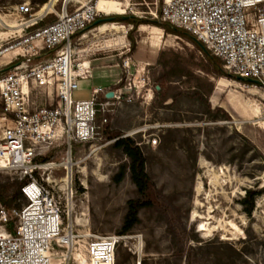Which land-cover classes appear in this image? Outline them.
Returning <instances> with one entry per match:
<instances>
[{
	"label": "rangeland",
	"instance_id": "1",
	"mask_svg": "<svg viewBox=\"0 0 264 264\" xmlns=\"http://www.w3.org/2000/svg\"><path fill=\"white\" fill-rule=\"evenodd\" d=\"M45 1L42 4L39 0H0L2 24L16 28L7 29L13 36H22L19 24L24 19L15 7L26 3L32 14L50 9L52 15L39 24L43 25L62 5V0ZM163 1L104 0L110 13H101L98 20L112 18L104 24L116 28L110 27L99 35L91 33L96 27L92 26L85 32L87 38L82 46H78L77 35L71 37L77 51L83 49L76 55L80 62L107 58L99 64H118L120 83L113 90L120 88L123 100L113 107V113L106 114L102 141L73 145L70 157L62 141H55L42 160L67 169L66 176L63 169L54 175L52 186L61 196L74 230L82 235L76 245L80 251L87 235L120 234L127 201L138 197L127 170L119 183L113 180L127 159L121 150L113 147L111 136L132 135L130 138L141 144L147 158L145 168L152 184L162 200L173 208L177 226L185 228L189 235L187 246L194 249L193 264H264V92L234 78H224L226 81L221 84L226 88L215 90L219 77L202 70L208 60L187 36L166 33L150 24L133 29L118 21V18L134 17L162 23L159 15ZM128 32L134 49L127 38ZM20 53L12 52L5 60ZM120 53L121 57H116ZM124 57L131 60L128 74L121 68ZM161 64L168 67L164 69ZM174 67L190 75L171 78L169 96L177 98V103L161 108L154 99L155 89L159 87V78ZM100 71L101 68L95 69L94 78ZM94 78L79 81L74 100L90 98L91 87L98 84ZM206 82L212 88L207 96L211 108L217 106L224 93L231 92L244 105L246 116L233 114L229 121L214 120L193 95L196 91L204 93ZM108 83L109 80H100V85ZM31 99L34 106L48 105L55 103L56 94L52 89L38 90L31 94ZM170 103L168 100L166 104ZM1 117L0 109V137L6 125ZM238 134L246 136L256 149ZM152 137L158 139L154 149L147 144ZM65 161L69 167L64 165ZM64 178L68 179L67 183L61 181ZM14 181H19L14 173L0 170V188ZM246 190L258 192L250 215L244 213L240 204ZM170 218L169 212L139 210V221L118 247L115 264H186L185 253L182 256L175 253L168 232ZM200 224H206L207 230L200 231Z\"/></svg>",
	"mask_w": 264,
	"mask_h": 264
},
{
	"label": "built area",
	"instance_id": "2",
	"mask_svg": "<svg viewBox=\"0 0 264 264\" xmlns=\"http://www.w3.org/2000/svg\"><path fill=\"white\" fill-rule=\"evenodd\" d=\"M15 11L24 19L19 24L24 34L18 37L9 33L0 14V106L6 122L0 170L25 181L20 188L24 203L20 208L0 206V264H80L78 254L84 264H115L118 247L128 236L87 235L83 250L76 248L82 235L52 186L54 175L63 169L66 176L67 169L42 161L55 141H62L68 157L73 145L102 141L106 114L123 100L120 88L112 91V99L101 88L92 89L89 99H73L79 81L90 78V69L76 57L71 37H80L100 18L97 0H62L43 25L50 10L38 16L24 3ZM159 20L189 34L239 83L264 92V0H164ZM15 51L21 53L4 59ZM121 63L128 74L131 60L124 57ZM50 89L55 103L34 106L31 94ZM147 144L154 149L158 139L152 137Z\"/></svg>",
	"mask_w": 264,
	"mask_h": 264
},
{
	"label": "trees",
	"instance_id": "3",
	"mask_svg": "<svg viewBox=\"0 0 264 264\" xmlns=\"http://www.w3.org/2000/svg\"><path fill=\"white\" fill-rule=\"evenodd\" d=\"M40 3L45 4V0H39ZM119 22L129 24L132 28H136L141 24H150L156 28L163 29L166 33L174 35H185L187 36L191 43L198 48L199 51H203L206 59L208 60L205 66H202V70L206 74H213L219 78H228L233 79L234 77L225 73L222 69V63L219 59L211 56L206 52L203 47L196 42L189 34L178 30L176 28L170 27L167 24L160 23L156 20L146 22L142 19L127 17L126 20L118 18ZM102 24V23H101ZM99 24V25H101ZM79 37V36H77ZM127 38L131 43L132 49H134V41L131 36V32H128ZM160 64V63H159ZM164 69L168 66L166 64H161ZM190 74L186 73L184 70L174 67L168 70L163 76L158 80L159 89H155L154 99L159 104L161 108H169L177 103V98L169 96L168 85L173 77H183L187 78ZM236 79V78H234ZM204 93L196 91L193 95L199 102L206 106L208 114L214 117V120L222 119L225 121L231 120L230 115L223 108L216 106L211 108L207 100V96L211 95V85L206 82V88ZM168 100H171L170 104H166ZM1 109V108H0ZM235 133L236 130H234ZM243 141L251 145L254 149L252 142L247 139L245 136L238 134ZM114 138L113 147L117 150H121L127 159V164L121 166L114 176L113 180L116 183H119L125 175L126 170L129 173L130 181L135 186L138 197L127 201L126 213L123 220V225L118 235H126L129 233L133 227L138 223V213L139 210L143 208L148 209H157L160 212H169L171 213L170 218V227L168 232L172 237V242L175 248V253L177 256H182L185 253L186 264H193L194 249L192 246H187V239L189 237L185 228H180L177 226L174 218L173 208L165 203L161 195L157 192L154 185L152 184L147 172H146V163L147 158L144 155L141 147L137 145L133 138L130 137H120L119 135L111 136ZM44 161V160H42ZM25 184L24 180L14 181L12 184H5L0 188V206L10 209V208H20L23 202V196L21 194L20 188ZM258 195V192L253 190H246L243 199L240 201V204L243 206V211L247 215H250L254 209L255 197ZM196 240V238L194 237ZM187 246V247H186Z\"/></svg>",
	"mask_w": 264,
	"mask_h": 264
},
{
	"label": "crops",
	"instance_id": "4",
	"mask_svg": "<svg viewBox=\"0 0 264 264\" xmlns=\"http://www.w3.org/2000/svg\"><path fill=\"white\" fill-rule=\"evenodd\" d=\"M113 24H110L109 26L107 24H101L99 26L94 27L93 30H91L92 32H96V34L101 35L102 33H99L98 29H100V27H105V29H111L110 27H112ZM105 32V31H104ZM103 32V33H104ZM95 34V35H96ZM87 38V35L84 33L82 34L79 39H77L78 41V46H82V43L84 41H86L85 39ZM83 49H79L78 48V52L80 53ZM118 57V55L116 56ZM103 60H107V58H92L89 59L88 61L84 62L86 66L89 67L90 69V78L88 79H92L94 78V71L97 68H101L100 73H97L96 78H94V80H96V83H98L96 86H92V89L95 88H101L105 93H108L110 91H113V88L117 86V83L119 81V75L121 74V72L119 71L120 68L118 66L117 63H107L106 65H101L99 64L100 61ZM109 61H112L110 59H108ZM100 80H109V83L106 85H100ZM222 81H226L224 78H218L215 82V90H219L222 89L223 87L226 88L224 86V84H221ZM229 82V81H227ZM223 85V86H221ZM223 99L222 100H218L217 106L223 108L225 111L228 112V114L230 115V117H233V114H238L241 116H246V109L244 107V105L238 101H236L233 97V94L231 92H229L227 94L224 93L223 95ZM212 101H214V96L211 97ZM80 100H85V99H80ZM246 137V136H245ZM247 138V137H246ZM248 139V138H247Z\"/></svg>",
	"mask_w": 264,
	"mask_h": 264
},
{
	"label": "bare ground",
	"instance_id": "5",
	"mask_svg": "<svg viewBox=\"0 0 264 264\" xmlns=\"http://www.w3.org/2000/svg\"><path fill=\"white\" fill-rule=\"evenodd\" d=\"M74 2H81L80 0H73ZM83 2V1H82ZM107 5H106V3L104 2V0H97V10L100 12V13H102V14H109L110 12L107 10ZM50 10V9H49ZM49 10H47V11H49ZM47 11H45L44 9L40 12V13H38V16L39 15H41L42 13H45V12H47ZM106 23H108V22H106ZM103 24V23H102ZM99 26V25H98ZM18 28V27H17ZM112 28H116V27H112ZM8 30H10V31H12V30H14V29H16L15 27H8L7 28ZM98 31H99V33H103L104 31H106V29H105V27H100V29H98ZM8 57V55H6L5 57H4V59H6ZM65 165H68V167H69V163L68 162H66L65 163ZM214 178H215V180H217V176H215L214 175ZM62 182H65V183H67L68 182V179L67 178H64V179H62L61 180ZM196 203V202H195ZM193 215H195V213H193ZM227 224V223H226ZM230 225V224H229ZM230 226H232V224L230 225ZM203 230H207V228H206V224H200V231H203ZM76 258L77 259H79V261H80V264H84L85 263V258H83V256L81 255V254H78V255H76Z\"/></svg>",
	"mask_w": 264,
	"mask_h": 264
},
{
	"label": "water",
	"instance_id": "6",
	"mask_svg": "<svg viewBox=\"0 0 264 264\" xmlns=\"http://www.w3.org/2000/svg\"><path fill=\"white\" fill-rule=\"evenodd\" d=\"M111 19H112V18L104 19V20H97V21L94 23V26H98V25L101 24L102 22H103V23H104V22H110ZM122 19H123V20H126L127 17H122ZM237 79L239 80V78H237ZM156 89L158 90L159 87H156ZM113 95H114L113 92L110 91V92L106 93L105 98H106V99H112V98H113Z\"/></svg>",
	"mask_w": 264,
	"mask_h": 264
}]
</instances>
